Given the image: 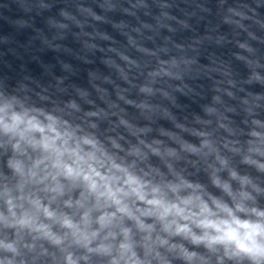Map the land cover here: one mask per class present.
Wrapping results in <instances>:
<instances>
[{
    "label": "clouds",
    "instance_id": "clouds-1",
    "mask_svg": "<svg viewBox=\"0 0 264 264\" xmlns=\"http://www.w3.org/2000/svg\"><path fill=\"white\" fill-rule=\"evenodd\" d=\"M156 7L96 0L48 19L53 40L102 54L88 87L0 82V264H264V3L222 0L233 35L215 42L244 74L209 69L191 114L178 100L197 60L156 43L189 24Z\"/></svg>",
    "mask_w": 264,
    "mask_h": 264
},
{
    "label": "water",
    "instance_id": "water-1",
    "mask_svg": "<svg viewBox=\"0 0 264 264\" xmlns=\"http://www.w3.org/2000/svg\"><path fill=\"white\" fill-rule=\"evenodd\" d=\"M79 2L94 5L96 0H0V82L9 88L24 83L39 91L41 88L54 90L58 78H62L71 91V86L88 87L91 73L105 71L102 54L85 53L73 33H66L63 39H52L56 33L49 29L48 19L57 17L59 8L73 9ZM234 2L228 0V3ZM257 2L264 3V0ZM41 3L50 8L42 10ZM148 3L153 12L158 11L156 5L169 6L168 11L189 24L188 29L176 26L174 34L165 31L156 37V43L163 45L165 36L171 35L173 41L190 46L187 54L197 60L191 81L194 91L179 96L178 109L183 114L198 111L209 96L212 83L207 78L209 69L230 65L236 74H244L243 65L232 58L233 46L215 42L221 35H233L222 23V0H155V3L148 0ZM108 31L115 35L111 28ZM44 37L53 45L59 44V49L49 47Z\"/></svg>",
    "mask_w": 264,
    "mask_h": 264
}]
</instances>
